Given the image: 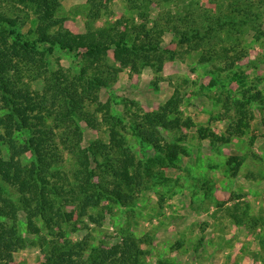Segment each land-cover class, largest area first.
Returning a JSON list of instances; mask_svg holds the SVG:
<instances>
[{
  "label": "rangeland",
  "instance_id": "rangeland-1",
  "mask_svg": "<svg viewBox=\"0 0 264 264\" xmlns=\"http://www.w3.org/2000/svg\"><path fill=\"white\" fill-rule=\"evenodd\" d=\"M191 1V5L197 4L208 14L211 26L214 24L211 17L223 8L222 0L148 3L144 37H155L154 41L172 51L173 56L166 53L160 71L146 62H138V67L132 69L120 48L114 45L105 48L103 60L117 68L116 74L108 88L98 91L97 105L85 104L92 111L97 107L95 119L100 122L91 128L85 121H78L82 149L94 140L107 142L105 118L109 122L112 116L121 118L125 125L122 134L137 157L144 160L154 152L133 134L132 114L156 110L178 91L180 129L163 134L169 141L182 137L188 154L181 155L174 167L151 164L153 174L145 178L139 190L127 191L122 204L114 195L105 196L97 206L89 207L86 214H79L77 204L67 202L64 211L73 213V217L68 221L56 217L58 226L51 230L41 218H36L40 233L32 235L34 242H26L14 253L11 264H43L46 248L40 243L48 246L54 241L73 248L85 240L88 247L80 256L84 259L89 247H108L125 237L136 239L144 251L140 264H264V225L248 221V216L264 213V36L259 32L240 34V44H233L235 41L211 35L209 43L191 48L181 44L171 30L157 28L162 22L161 14H181ZM102 3L100 15L95 20L92 18L96 25L117 21L115 24L123 29L134 18L135 22L141 21L126 0H102ZM225 5L224 10H228ZM92 7L88 0H60L54 16L63 19V27L69 31L82 33ZM261 23L264 29V18ZM31 26L32 19L22 29L27 31ZM231 46L235 49H229ZM224 47L229 49L231 57L236 54L239 57L233 69L222 71L227 60ZM201 52L210 53L207 62H200ZM78 53L54 48L47 55V66L51 71L73 74L84 65ZM28 82L32 90L44 89L42 79ZM257 91L260 97L255 95ZM240 101L247 111V126L242 132H236L233 125ZM48 121L61 148L60 172H70L80 166L76 155L85 166L93 167L91 155L82 156L79 150L71 152L62 143L60 137L67 134L65 124L55 126L54 119ZM209 132L217 138L209 136ZM219 137L225 140H217ZM18 138L22 140L23 136ZM8 153L6 150L5 154ZM233 155L242 160L235 176L228 164ZM20 158L24 164L32 161L29 152ZM0 185L17 198L11 184L0 179ZM55 203L62 205L60 198ZM233 214L240 220L232 217ZM89 215L98 218L97 221ZM19 229L23 237H28L23 216H20Z\"/></svg>",
  "mask_w": 264,
  "mask_h": 264
},
{
  "label": "trees",
  "instance_id": "trees-1",
  "mask_svg": "<svg viewBox=\"0 0 264 264\" xmlns=\"http://www.w3.org/2000/svg\"><path fill=\"white\" fill-rule=\"evenodd\" d=\"M160 1L126 0L141 21L135 22L134 18L121 29L115 24L117 21L96 25L92 18L95 20L100 15L103 3L102 0H88L93 7L85 30L74 33L63 27V19L54 16L60 0H0V179L11 184L17 194L15 198L0 185V264H11L18 249L26 242H34L32 235L41 231L35 224L36 218H41L51 230L58 226L56 217L61 221L73 217V213L64 211L67 202L77 204L79 214H86L89 207L97 206L105 196L114 195L122 204L127 191L139 190L145 178L153 174L151 164L174 167L181 155L188 154L182 137L169 141L163 134L180 129L178 91L156 110L132 114V132L154 152L153 156L144 160L137 157L122 134L125 125L121 118L115 116H110V122L105 118L108 122L107 142L94 140L81 149L82 133L78 121H85L91 128L100 122L95 119L97 107L92 111L86 109L85 104L99 103L98 91L111 85L117 71L116 67L103 60L105 48L111 45L120 48L132 69L138 67V62H146L160 71L163 59L167 58L166 53L173 56L172 51L154 41L155 37H144L149 16L147 4ZM192 3L184 7L181 14H161L159 20L162 22L157 28L171 30L181 44L191 48L209 43L211 35L235 41L233 44H240V34L259 32L264 36L261 23L264 0H222L223 8L211 17L212 26L208 14ZM225 3L228 10H224ZM31 19L33 26L23 31V26ZM54 48L80 51L78 54L84 65L73 74L49 70L46 58ZM229 49L235 48L231 46ZM229 49L222 48L227 58L222 71L233 69L239 57L238 54L231 57ZM208 53H200V62L209 60L211 55ZM38 79L45 82L41 92L32 90L28 82H37ZM255 95L259 96V91ZM239 105L233 125L236 132H242V128L247 126L244 102L240 101ZM49 118L54 119L55 126L65 124L67 137H60L62 143L71 152L79 150L82 156L85 153L91 155L93 167L85 166L76 155L80 166L70 172H60L63 162L61 148L54 139L55 132ZM185 122L191 125L189 120ZM19 135L23 136L22 140H19ZM208 135L217 138L212 132ZM217 140L225 139L219 137ZM26 152L31 154L32 161L24 164L20 156ZM228 164L235 176L242 160L233 155L229 157ZM57 198L61 199L62 205H56ZM243 215H247L246 211ZM20 216L27 223L28 237L20 233ZM89 216L91 220L98 219ZM232 217L238 219L235 214ZM249 220L263 226L264 213L248 216ZM40 244L46 248L43 264H140L144 253L132 237H125L108 247H89L84 259L80 256L81 251L88 247L85 240L73 248L54 241L48 246Z\"/></svg>",
  "mask_w": 264,
  "mask_h": 264
}]
</instances>
